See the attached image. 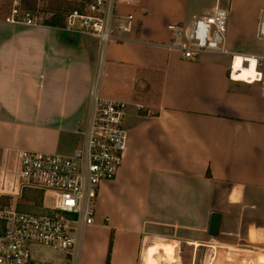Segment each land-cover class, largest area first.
I'll return each instance as SVG.
<instances>
[{"label": "crops", "instance_id": "0c3cea01", "mask_svg": "<svg viewBox=\"0 0 264 264\" xmlns=\"http://www.w3.org/2000/svg\"><path fill=\"white\" fill-rule=\"evenodd\" d=\"M149 1L118 6L115 20L130 9L135 20L123 41L101 52L95 36L70 32L67 24L7 22L14 0H0V166L6 148L71 154L80 147L93 91L127 105L123 164L115 180L101 185L73 264H106L108 254L109 264H142L151 239L163 235L165 223L149 218V199L164 176L228 183L244 197L250 188L264 189L261 90L230 79V52L187 59L171 47L168 24L186 22L190 0ZM228 3L225 45L237 52L256 26L246 27L244 9L260 13L264 0ZM259 42L262 52L250 55L264 56ZM229 198L238 202V191ZM261 233L252 227L249 240Z\"/></svg>", "mask_w": 264, "mask_h": 264}, {"label": "built area", "instance_id": "2783aa9c", "mask_svg": "<svg viewBox=\"0 0 264 264\" xmlns=\"http://www.w3.org/2000/svg\"><path fill=\"white\" fill-rule=\"evenodd\" d=\"M140 2L87 0L82 10L74 9L67 15L66 28L95 36L102 52L109 42L123 41L135 20L132 11L115 20L118 6H136ZM228 15L227 9L216 6L208 15L194 16L187 25L170 23L168 29L171 47L187 59L204 53L230 52L229 77L236 80L232 72L239 53L229 51L225 45ZM6 21L34 25L37 19L32 11L21 8L20 0H14ZM256 34L264 40V8L259 13ZM242 55L244 59L256 58V75L251 82H244L262 83L264 95V56ZM241 67L236 71L241 72ZM91 100L93 112L84 142L71 154L5 149L0 166V264H51L32 257L31 249L36 245L64 252L67 263L73 264L79 235L94 222L100 187L116 179L127 149L123 123L126 103L101 98L94 91ZM44 191L50 194L48 201ZM33 193L41 194L38 202L31 196L23 201L24 196ZM194 260L195 256L192 264ZM245 260L253 263L252 258Z\"/></svg>", "mask_w": 264, "mask_h": 264}, {"label": "rangeland", "instance_id": "374dc122", "mask_svg": "<svg viewBox=\"0 0 264 264\" xmlns=\"http://www.w3.org/2000/svg\"><path fill=\"white\" fill-rule=\"evenodd\" d=\"M39 1L41 7L60 8L67 10L66 13H68L70 11L68 9L78 0ZM149 2V0H143L142 6ZM216 4L227 10L230 9L228 0H218V2L217 0H190L187 19L186 22L182 21V24L187 25L194 14L196 16L208 15V12ZM50 13L47 11L44 14H33L37 20L43 21L44 16H48ZM244 13L246 27L254 24L257 26L258 9L245 8ZM228 25L229 18L227 29ZM256 26L253 35L250 36L252 38L236 47V53L250 55L262 52L259 37L256 34ZM229 48L231 51L233 50L232 47ZM225 58L230 57L225 55ZM252 87L261 90L262 83L256 82ZM157 184L153 187L154 191L149 199V218L165 223V226H159L163 232L161 234L164 236L152 238L150 242L152 244L144 249L143 261H146L145 264H192L193 256H195L193 264H247L248 261L244 260L247 257L252 258L253 263L250 262L251 264H258L257 253L264 252V233H261V236L253 242L249 240L248 232L255 226L264 228V189L250 188L244 197L241 188L222 182L190 178L176 179L164 176ZM233 190H237L239 194L236 203H233L229 198ZM39 195L41 194L33 193L22 199L25 202L31 196L38 202ZM43 197L48 201L50 194L44 191ZM32 210L38 211L35 208ZM212 211L222 213L221 231L216 238L207 235L209 215ZM157 227L155 226L154 230ZM167 231L171 232L167 233ZM195 241L200 245L190 243ZM248 249H253L256 254H248L246 252ZM31 252L32 257L40 262L67 263L65 253L52 247L36 245L31 249Z\"/></svg>", "mask_w": 264, "mask_h": 264}, {"label": "trees", "instance_id": "16d2710c", "mask_svg": "<svg viewBox=\"0 0 264 264\" xmlns=\"http://www.w3.org/2000/svg\"><path fill=\"white\" fill-rule=\"evenodd\" d=\"M21 2V8L25 10H30L33 13L37 14H44L47 13V11L51 12L48 14V16H44L43 22L47 25H54V26H65L66 24V16L74 9L82 10L85 6V3L87 0H78L72 7H70V10L68 13H66L67 10H62L60 8L58 9H51V8H44L41 7L39 4L41 3L39 0H20ZM207 177H211V174L208 173ZM112 239V237H111ZM106 264H109V254L106 261Z\"/></svg>", "mask_w": 264, "mask_h": 264}, {"label": "bare ground", "instance_id": "6f19581e", "mask_svg": "<svg viewBox=\"0 0 264 264\" xmlns=\"http://www.w3.org/2000/svg\"><path fill=\"white\" fill-rule=\"evenodd\" d=\"M248 59H244L242 54H237L236 58H235V70L232 72V76L236 79V80H240V81H246V82H251V80L255 77L256 75V58L254 56H247ZM246 62V65H245ZM243 63V64H242ZM242 65V67H241ZM241 67V72H237L236 70ZM163 239V238H162ZM165 239V238H164ZM160 240V239H159ZM162 241V240H160ZM173 241V240H172ZM168 243V242H167ZM171 243V242H169ZM173 243V242H172ZM191 244H195V245H200L198 242H190ZM175 246V245H174ZM178 246V245H177ZM246 250V249H245ZM251 250V249H250ZM247 250L246 252L248 254H252V251ZM176 251V250H175ZM174 251V252H175ZM146 252V251H145ZM255 252V251H254ZM146 254V253H145ZM254 254V253H253ZM261 254V253H260ZM258 256V257H257ZM257 261L259 264L260 261V255L257 254ZM244 258V257H243ZM254 259V258H253ZM245 260V259H244ZM256 260V259H255ZM146 261H143L142 264H145ZM169 262V261H168ZM252 263V262H251ZM251 263H247V264H251ZM147 264V263H146ZM246 264V263H245Z\"/></svg>", "mask_w": 264, "mask_h": 264}, {"label": "water", "instance_id": "95a60500", "mask_svg": "<svg viewBox=\"0 0 264 264\" xmlns=\"http://www.w3.org/2000/svg\"><path fill=\"white\" fill-rule=\"evenodd\" d=\"M70 32L77 31L69 30ZM222 225V213L219 211H212L209 215L208 227H207V235L210 237H218L220 235Z\"/></svg>", "mask_w": 264, "mask_h": 264}]
</instances>
